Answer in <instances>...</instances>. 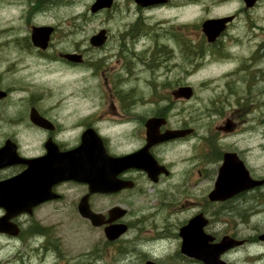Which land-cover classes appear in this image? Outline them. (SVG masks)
Listing matches in <instances>:
<instances>
[{
	"label": "flooded vegetation",
	"instance_id": "obj_1",
	"mask_svg": "<svg viewBox=\"0 0 264 264\" xmlns=\"http://www.w3.org/2000/svg\"><path fill=\"white\" fill-rule=\"evenodd\" d=\"M96 1L43 0L51 5L80 3L89 7ZM262 1L249 5L245 0H113L110 8L85 16L92 20L93 29L85 39L71 40L70 46H54L59 24H51L54 32L46 49L35 46L28 32L26 50L36 55L52 54L51 60L59 63L60 73L76 74L87 68L107 94L100 95L98 101L90 97L81 107H72L64 100L47 102L54 95L18 94L24 91H13L0 81V88L7 91L6 96L0 97V158L6 163L0 166V181L25 172L27 181L38 182L36 196H50L34 205L28 202L25 212L13 219L21 227L17 237L25 233L31 241L41 236L44 240L39 250L45 256L53 251L58 259L65 260L63 264H72L73 256H66L69 254L63 249V238L55 230L63 226V220L47 219L43 223L38 216L48 208L54 215H79L91 225L79 214L88 186L58 179L59 156L80 147L85 133L87 139L88 135L98 137L111 156L137 152L149 143L147 125L150 119H156L152 131L161 139L147 148L146 155L151 157L146 162L148 167H106L104 173L121 181L123 187L111 193L90 194L87 201L106 217L112 206L126 209L112 223H124L126 231L116 240L105 239V246L114 250V258L128 259L133 254L139 264H202L181 250L180 231L184 226H165L157 220H164L175 209L190 210L194 215L208 214L206 207L210 204L225 206V202H210L204 189L203 194L191 195L193 190H200L207 176V138L191 122L195 117L191 115L190 103L199 96L197 85L203 92L212 91L209 96H199L203 103L201 115L219 118L223 121L219 128L226 133L237 136L239 130H249L254 135L258 120L264 115V26L256 23L252 12ZM229 16L231 20L219 33L213 35L204 30V22ZM243 26L262 31L255 29L253 36L246 31L242 36L239 34L245 33ZM98 34L100 37L92 38ZM259 35H263L261 39ZM68 54L76 56L70 59ZM107 60L117 64L105 67ZM215 65L221 67L220 72L205 76L202 71ZM197 74L202 77L193 80ZM188 86L193 88L192 96L176 94ZM174 131L181 132L169 137L168 133ZM226 151L236 153L247 164L238 148L223 150L220 162ZM261 187L264 184L256 188ZM256 188L232 198L233 211L246 209L238 205V199L247 201ZM96 195L122 201L107 209L99 208L94 205ZM134 199L145 200V206L129 207L127 200ZM4 213L5 209L0 208V215ZM105 226L98 228L103 230ZM205 232L214 237L211 243L219 242L224 235L238 237L217 226H206ZM239 238L244 243L222 255L228 264H237L238 251L257 242L254 234Z\"/></svg>",
	"mask_w": 264,
	"mask_h": 264
},
{
	"label": "rangeland",
	"instance_id": "obj_2",
	"mask_svg": "<svg viewBox=\"0 0 264 264\" xmlns=\"http://www.w3.org/2000/svg\"><path fill=\"white\" fill-rule=\"evenodd\" d=\"M90 14V7L80 3L51 5L46 4L43 0H0L1 84L10 87L13 91H24L18 92V94L54 95L47 99V102L53 104L56 101L64 100L69 101L72 107H81L82 102L85 103V100H90V97H93L91 99L95 101L100 100V95L107 94V91L104 86L97 85V78L92 77V72L87 68H84V71H78L76 74L71 72L60 73L57 69L59 63L51 60L52 54L36 55L25 49L27 46L26 34L31 33L30 25L33 24H59V29L54 36V46L57 48L70 46V42L74 38L83 37L81 40L85 39L93 29L92 20L85 17ZM252 14L254 15L253 18L257 20L256 23L260 22V26L263 27L264 0L259 7L253 10ZM240 28L241 24L239 30ZM255 29L256 27L245 29L243 26L242 32L245 30V33L239 35L245 36L246 31L248 32L247 35H250L254 33ZM256 30L257 32L262 31L261 29ZM262 36L259 35L258 37L261 39ZM106 62L105 67L117 64L116 61L109 62L107 60ZM220 70L221 67L215 65L202 72L205 76H215ZM201 77L202 74H197L192 79L197 80ZM196 93L206 97L211 95L212 91L203 92V88L197 85ZM61 96L66 97L64 99L60 98ZM199 96L190 103L191 115L195 117L191 122L197 127V132L207 138V176L201 183L200 190H193L191 195L203 194V189L207 193L210 191L220 163V154L226 149L238 148L242 150L252 175L264 177V115L261 120H258L254 135L249 133V130L246 132L239 130L237 136L236 134L232 135L219 128L223 122L219 118L215 116L206 118V116L201 115L203 103ZM211 106L212 104L209 102V107ZM15 110L13 109V111ZM254 113L255 111L248 112L246 117ZM256 113H261V111ZM10 115L13 116V114ZM240 120L241 118L237 119V122L239 123ZM1 125L9 126L7 123ZM227 136L228 138H226ZM222 137L223 140H221ZM198 140L199 138L196 137L194 141L196 145ZM200 144H202V140ZM119 201L122 200L99 195L94 197V205L104 209ZM127 201L130 202L129 207L131 208L139 209L145 206V200ZM238 205L245 206L248 211H244L245 209L233 211L234 203L222 208L215 205L207 206L206 211L212 220L210 226L230 230L245 238L252 234L257 236L264 231V187L256 189L247 201L242 198L238 199ZM217 210L222 211L218 212ZM192 215L190 210L175 209L172 213L165 215L164 220L157 221L164 223L165 226H181ZM38 216L43 223L49 220L55 221L58 218L63 220V226H58L55 230L63 238V249L69 254L66 256L69 259L70 256H73L72 264H139V258L133 254L128 259L114 258L115 255L112 254L114 250L105 246L103 230L93 228L84 222L79 215H54L47 208L39 212ZM43 240V237L36 236L30 241L25 233L16 239H9L7 236L0 235V264H63L65 260L58 259L53 251L48 252L45 256V252L39 250ZM258 243L263 244V242ZM106 249L107 252L105 253ZM131 249L133 247H129V250ZM235 259L237 264H264V245L242 247Z\"/></svg>",
	"mask_w": 264,
	"mask_h": 264
},
{
	"label": "water",
	"instance_id": "obj_3",
	"mask_svg": "<svg viewBox=\"0 0 264 264\" xmlns=\"http://www.w3.org/2000/svg\"><path fill=\"white\" fill-rule=\"evenodd\" d=\"M256 0H247L250 5ZM112 0H97L91 7L92 12L106 7H110ZM227 19L209 20L204 24V29L208 34H216L221 31V27ZM52 26H34L32 29V40L38 47L46 48L50 35L53 32ZM96 35L93 38H98ZM73 59L76 55H67ZM6 92L0 90V97L5 96ZM179 95H191L189 88H183ZM152 132H149L151 137ZM140 153L125 155L122 157L108 156L98 137L90 138L87 133L83 135V141L77 149L67 153H62L59 156V164L57 165L58 179H75L79 182L88 183L90 192H110L119 189V182L113 178L108 177L104 173L106 167L123 168L129 165H145L149 158ZM0 165L4 162L1 161ZM264 180H254L251 178L248 169L242 160H240L234 153H226L224 155V162L219 169V174L215 183L214 189L210 192L209 198L212 201L226 200L240 192H243L251 187L260 185ZM32 186L28 190L29 181L25 179V173L20 176L11 178L7 181L0 182V206L7 210V213L0 218V232H5L11 235H17L19 227L12 224L10 219L25 211L28 202L30 205L37 203L36 190L38 182L32 181ZM43 196L40 199H45ZM87 199V197H86ZM80 213L83 217L91 220L95 226H101L106 222H112L115 218L121 217L125 210L120 207H114L109 211L110 218L106 219L105 215L96 213L90 209L87 200L80 204ZM208 224V219L204 214L200 213L192 217L189 222L182 228L184 242L182 251L189 256L201 259L206 264H226L220 259L222 253L227 249L241 244L242 240H237L230 236H224L219 243L210 244L209 241L213 239L212 236L204 232V227ZM126 230V225L113 224L105 228V233L108 239L118 238ZM264 240V233L260 236Z\"/></svg>",
	"mask_w": 264,
	"mask_h": 264
}]
</instances>
